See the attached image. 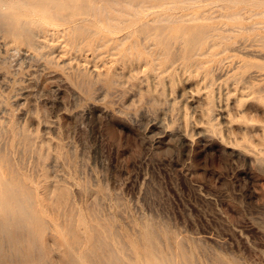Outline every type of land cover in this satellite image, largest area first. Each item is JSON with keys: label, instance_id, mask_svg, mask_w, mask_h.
<instances>
[{"label": "rangeland", "instance_id": "374dc122", "mask_svg": "<svg viewBox=\"0 0 264 264\" xmlns=\"http://www.w3.org/2000/svg\"><path fill=\"white\" fill-rule=\"evenodd\" d=\"M216 23L226 28L234 22ZM58 28L45 36L40 52L15 51L0 35V106L7 119L26 121L50 153L40 173L48 170V181L69 190L78 251L92 245L97 227L112 232L109 242L123 244L134 264L186 255L196 264H264V165L255 161L261 145L252 151L228 142L230 128L245 125L233 116L239 101L232 72L243 58L257 57L225 50L206 64L218 79H203L200 69L194 77L164 76L162 84L141 70L121 75L120 64L92 58L85 41L74 46L63 25ZM228 32V45L264 51L256 41L264 28ZM106 71L119 72V84L108 92L98 80ZM90 79L95 82L87 88ZM254 102L256 119L264 122L262 103ZM208 106L210 116L203 113ZM32 184L47 203L42 182ZM46 216L60 219L56 212ZM56 228L44 235L49 260L69 264V227L61 222ZM22 249L23 261L14 264H43L30 245Z\"/></svg>", "mask_w": 264, "mask_h": 264}, {"label": "bare ground", "instance_id": "6f19581e", "mask_svg": "<svg viewBox=\"0 0 264 264\" xmlns=\"http://www.w3.org/2000/svg\"><path fill=\"white\" fill-rule=\"evenodd\" d=\"M256 17L264 18V0H0V35L15 51L26 47L40 52L45 36L63 25V32L74 38V46L83 41L88 44L92 58L117 62L123 76L134 77L135 71L141 70L148 78H160L162 84L164 76L170 77V81L177 76L194 77L200 69H205L203 79L209 74L210 80L218 79L220 75L212 74L206 64L225 50L253 55L258 61L243 58L231 75L239 101L233 116L242 117L245 125L231 127L228 142L252 151L261 145L256 148L261 155L255 161L264 165V122L256 119L258 105L251 103L260 101L264 116V51L225 42L232 37L228 30L239 33L264 28V19L251 25L244 23ZM218 19L234 23L222 28L216 23ZM256 41L264 47V34L258 35ZM218 43L220 50H216ZM118 74L106 71L99 75L98 80L107 92L119 84ZM93 82L86 80L84 85L88 88ZM203 113L210 116L212 107L208 106ZM42 119L48 121L46 117ZM8 120L0 106V251L6 252L0 264L22 262L25 245L39 254L43 264H53L44 235L56 232V223L61 222L70 228L64 230L72 239L67 251L69 264H134L132 254L123 244L120 247L117 239L109 242L112 232L107 229L95 227L92 245L78 251V233L71 229L76 220L69 190L55 180L48 181V170L40 173L42 167L48 166L50 153L38 145L26 121ZM32 182H42V197L48 199L47 203L40 200ZM55 212L60 219L52 221L46 216ZM164 261L196 264L188 255L185 260ZM137 264L159 263L143 258Z\"/></svg>", "mask_w": 264, "mask_h": 264}]
</instances>
